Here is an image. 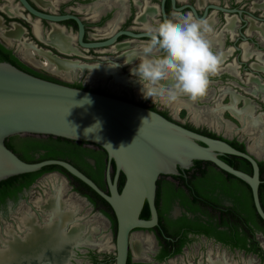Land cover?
<instances>
[{"label": "flooded vegetation", "instance_id": "af4514ba", "mask_svg": "<svg viewBox=\"0 0 264 264\" xmlns=\"http://www.w3.org/2000/svg\"><path fill=\"white\" fill-rule=\"evenodd\" d=\"M28 1L34 7L50 12L37 6L34 0ZM102 1L49 0V2L55 3V10L50 13H72L76 15L83 23L84 41L102 40L120 29H128L133 32L146 31L136 23L137 18H143L147 25L153 26L162 21L160 13L161 0H121L122 4L120 5L119 0H104L106 2L104 11L98 12L91 21L83 19L74 10V7L78 4L86 5ZM12 2L18 7L22 15L24 13L31 19L36 18L23 10L16 0H12ZM172 2L173 6L171 5V0H163L162 7L165 19L171 18L174 15L181 16L188 12L193 13L189 8L192 7L194 11L193 15L197 18L207 20L210 27H212L213 35L211 40L214 50L223 57L221 71L218 75L211 78L207 95L197 102H192L187 97H183L182 101L186 104H198L203 101H208L211 98V88L215 86L217 91L220 92L219 95L221 97L228 96V104L217 107V109H225L232 117L236 119L242 118V120L247 119L252 125H256L260 121V118L259 116L251 115L253 107L251 103L252 97L256 95V99H259V95L264 99V0H172ZM143 4L152 7V13L148 14L145 11V7L142 9ZM0 6L9 13L8 15L0 9V29L3 31L13 29V32L10 33L11 39H16L22 34L23 29H25L33 38L40 41L39 33L42 30V26L39 29L33 28V33L36 35L34 36L29 24L20 17L19 13L14 12L11 5L0 0ZM181 6L184 7L179 8ZM114 20L117 25L111 31H108V24ZM40 21L48 26L43 40L47 46L54 49L61 56L77 53L76 49L80 46L75 42L76 25L72 20H64L59 23ZM3 23H6L9 28L4 30L1 27L4 25ZM89 27L92 30L94 28L100 29L97 32H102L100 34L103 35L96 38L87 37V28ZM73 33L74 42H70L71 38L69 34ZM123 39L148 40V38H132L121 35L117 37L115 42L117 48L124 47L125 44H119ZM0 43L9 48L7 42L1 37ZM28 47L33 48L32 46ZM93 49L96 48L86 50ZM37 50L38 52H44L43 56L57 61H74L53 55L48 50ZM12 53L14 54L13 51ZM121 57L124 61L128 62L130 61L131 54H122ZM21 58L27 62L22 56ZM76 63L79 65L76 69L85 68L88 71L96 69L100 74L105 72V75L107 72L112 73L114 71L109 67L100 65ZM24 64L27 65L26 63ZM28 67L35 72L44 74L35 68ZM42 70L46 71L43 68ZM52 75L64 78L58 74ZM113 75L115 80L127 82L121 76L115 75L114 72ZM56 80L63 82L58 79ZM79 86L88 89L80 84ZM88 90L118 97L147 107L164 118L203 135L219 138L228 143L230 140L235 139L237 142L243 143L244 150L246 148L249 151V148L253 145L252 141L246 145L237 137L228 139L206 128H198L188 123H180L176 119L177 112L186 107L184 103L169 105L168 108L170 111L167 112V110L161 107L154 106L145 101H136L132 98L123 97L121 94L113 95L103 89ZM237 102H241L242 105L240 108H235L234 105ZM261 102L264 104V100ZM210 133H213L214 136H210ZM260 136H264V130H261ZM81 147L90 150V152L100 151L95 146L81 145ZM254 157L257 159V165L259 161H263L264 167V160L256 156ZM83 158L88 166L87 172L90 173L97 170L96 159L94 157L84 155ZM224 159L230 161V158ZM105 161L106 154L105 157L102 156L100 159V162L103 164V171ZM238 163L239 160L233 161L234 165H238ZM230 166L232 167V165ZM209 168L218 170L212 165H201L199 168L195 164L192 172L177 170L178 174H167L157 183L154 202L159 228L145 236H130V262L132 264H170L172 258L181 254L185 255V260L182 264H264V231L254 224L245 222L242 213H239L237 209L232 207L231 199L240 197L241 192L235 190L233 193L223 192L219 186L215 187L212 184L206 185L203 182V173ZM239 170L246 172L242 169ZM79 171L87 177L89 176L83 170ZM261 178L259 175L260 182H264V169L263 177L261 176ZM223 183L226 188H230L232 178L227 177L223 180ZM238 184L242 188H248L244 182ZM14 185H17V183ZM30 185L22 187L18 191H15L13 195L3 197L0 200L1 224L4 223V220L8 221V225L5 228L0 226V264H106L110 260L113 261V256L110 257L99 251L101 250V245L103 244L104 246L103 239H105V236L101 237V239L97 238L98 241L96 242L93 238V243H90V236L85 235L86 232L82 233V227L72 222L74 211H72L73 213L65 215V212L68 210L65 209V203L61 201L58 192L51 195L53 197L56 194V199H52L49 196L44 204H39L38 206L32 205L35 209L29 207L28 210L23 208L17 209L16 204L25 197V191ZM70 186L74 192L85 199L92 210H96L108 222V227H110L111 223L113 224L114 236L115 223L114 218H112L111 209L105 210L100 207L97 208L91 202L90 196L86 193L81 194L74 190L71 184ZM102 190H105V183ZM50 207L53 209L51 210ZM36 208L44 209L49 214L47 221L39 220L41 218L35 212ZM68 223V227L65 228L64 226ZM53 224L55 226H52ZM101 240L103 242L100 243ZM133 242L136 244L135 250L132 246ZM65 243L68 245L64 252L62 245H65ZM29 250H32L31 253ZM131 254H134L136 257H131Z\"/></svg>", "mask_w": 264, "mask_h": 264}, {"label": "water", "instance_id": "95a60500", "mask_svg": "<svg viewBox=\"0 0 264 264\" xmlns=\"http://www.w3.org/2000/svg\"><path fill=\"white\" fill-rule=\"evenodd\" d=\"M16 1L40 20H72L76 25L75 42L85 49L111 46L121 35L150 38L146 31L120 29L105 39L84 41L83 23L76 15L50 13L28 0ZM172 3L171 0L173 6ZM162 4L163 0L160 13L165 20ZM31 136L60 137L70 144L100 147L106 154L105 190L66 160L25 162L6 147L10 138ZM233 157L247 161L250 173L221 160ZM195 164L212 165L244 182L254 211L264 222L257 194V159L246 148L242 151L222 139L187 129L136 103L40 78L0 59V185L10 179L61 168L84 183L112 211L113 264H130V236L149 234L159 228L154 202L157 183L167 174H178L177 170L192 172ZM119 173L123 181L118 190Z\"/></svg>", "mask_w": 264, "mask_h": 264}, {"label": "rangeland", "instance_id": "374dc122", "mask_svg": "<svg viewBox=\"0 0 264 264\" xmlns=\"http://www.w3.org/2000/svg\"><path fill=\"white\" fill-rule=\"evenodd\" d=\"M23 15L25 14L23 13ZM3 24L4 25L1 27L4 30L9 28L6 23ZM41 26L42 30L39 33L40 41L33 38L25 29H23L22 34H20L16 39H11L9 43H7L8 47L12 49L14 54L28 66L67 84H80L88 89H103L107 93H111L113 95L121 94L123 97L132 98L136 101H145L153 104L154 106L161 107L162 109L167 110V112L170 111L168 108L169 105H165L160 102L154 104L151 98H145L142 91L143 86L131 72L133 64H128L129 61H124L121 57L122 54H131V58L129 60L134 62L135 57L139 54V46L146 42V40L123 39L119 42V44H125L123 48H117L116 44L93 50H86L77 47L76 54L61 56L57 54L54 49L50 48L43 42L48 26H46L45 23H42ZM99 30L100 29L98 28H94V30L90 29V27L87 28V37L96 38L103 35L100 34L102 32H97ZM69 36L71 38L70 42H74V33L69 34ZM25 44L36 49L48 50L53 55L74 60L80 64H93L109 67L114 70L115 75L121 76L122 79L127 80V82L125 83L124 81L115 80L113 72H107V74L103 77L101 76L97 78L91 71H88L85 68H75L76 70L69 72V75L65 78H59L25 62L21 58L20 54L24 46H26ZM39 56L41 58L46 57L43 55H38L37 57ZM77 67H79V65ZM210 92L211 98L208 99V101H203L198 104H186L182 101L181 103H184L186 107L179 110L176 119L180 123H188L194 127L206 128L223 136L224 138L230 139L237 137L246 145L252 141L253 145L249 149L250 153L257 158L264 160V136H260L261 130H264V104L261 102L264 100L263 97L260 95L258 96L259 99H256L257 95L252 97L251 104L253 107L251 115L259 116L260 118V121L257 122L256 125H252L247 119H236L232 117L227 110L217 109V107L228 104V96L225 95L221 97V95H219L220 92L217 91L215 86L211 88ZM241 105V102H237L234 106L235 108H240ZM55 192L59 193L61 201L65 203L67 208L74 210L72 222L82 227V233L86 232L85 235L90 236V231L93 232L95 230V234L93 235L95 242L98 241L97 238L101 239L102 234L105 235V239H103L105 241L104 246L102 244L100 247L101 250L99 251L112 257L114 254L113 224L111 223L110 227H108V222L103 219V217H101L96 210H92L83 197L72 190L70 184L60 173L52 171L40 174L26 189L25 197L18 201L16 208L28 210L29 207L35 209L33 206L44 204L47 198ZM35 212H37L41 218L39 219L40 221H47L49 214L45 212L44 209L36 208ZM7 225L8 221L4 220V223L2 224L0 221V226L5 228ZM68 225L69 223L64 227L67 228ZM141 235L145 236L146 234ZM101 242L103 241L101 240L100 243ZM97 249L99 248L97 247ZM184 256L185 255L181 254L172 258L170 260V264H182L185 260ZM131 257L134 258L136 256L131 254ZM106 264H113V261L110 260Z\"/></svg>", "mask_w": 264, "mask_h": 264}, {"label": "clouds", "instance_id": "9594fccd", "mask_svg": "<svg viewBox=\"0 0 264 264\" xmlns=\"http://www.w3.org/2000/svg\"><path fill=\"white\" fill-rule=\"evenodd\" d=\"M145 30L150 38L139 46L134 62H128L145 98L171 105L181 103L183 97L192 102L205 97L211 78L223 65L208 21L188 12L145 25Z\"/></svg>", "mask_w": 264, "mask_h": 264}, {"label": "trees", "instance_id": "16d2710c", "mask_svg": "<svg viewBox=\"0 0 264 264\" xmlns=\"http://www.w3.org/2000/svg\"><path fill=\"white\" fill-rule=\"evenodd\" d=\"M23 25L25 26V24ZM0 59L2 61L14 65L18 69L27 72L31 75L44 78L47 80L57 81L56 79L50 76L35 72L31 68H29L12 53L11 49L5 47L2 43H0ZM71 86L81 88L79 84H72ZM100 92L102 91L100 90ZM210 136H214L213 133H210ZM229 143L236 149L242 151L244 150L242 142H237L235 139H232L229 141ZM6 147L9 148L13 153H15L21 160L25 162H35L42 159H51V158L66 160L77 169L83 170L85 173H87V175H89L88 177L100 189H103L104 186L103 174H102L103 164L100 162V159L102 158V156L105 157V153L100 147H97L100 151L90 152V150L86 148H82L81 145L70 144L64 138L52 137V136H31V137L10 138ZM84 155L92 156L96 159V167H97L96 171H92L90 173L87 172L88 166L87 163L84 161L83 158ZM221 160L225 161L229 165H232V167L236 169H242L250 173L249 164L247 163V161L241 159L240 157L230 158V161H228L227 159H221ZM234 160H239L238 165L233 164ZM196 165L199 168L201 166L200 164H196ZM258 166H259V175L261 178V176L263 177V169H264L263 161H259ZM55 171L61 173L68 180L69 184L72 185L74 190L78 191L81 194L86 193L88 196H90L91 202H93L97 208L100 207L105 210L106 209L110 210L108 204L102 198H100L96 193H94L89 187H87L84 183H82L75 177L69 175L62 168L60 170H55ZM40 174L14 178L4 182L3 184L0 185V200L3 197L13 195L15 191H18L22 187H27ZM227 177L232 178V184L230 188H226L224 186L225 184L223 183V180L226 179ZM122 181H123V177L121 174H119L117 179L118 190L120 189ZM203 182L206 185L212 184L215 187L219 186L223 192L233 193L234 190L241 192L240 197H235L231 199L232 207L237 209L239 213H242L245 222L254 224L255 226H258L264 231V222H262L258 218V216L254 211L250 198L249 189L242 188L238 184V183H242L241 180L219 169L215 170L213 168H209L205 173H203ZM15 183H17V185H14ZM257 194H258L260 206L264 212V182L263 181L258 184ZM130 264L132 263L130 262Z\"/></svg>", "mask_w": 264, "mask_h": 264}, {"label": "bare ground", "instance_id": "6f19581e", "mask_svg": "<svg viewBox=\"0 0 264 264\" xmlns=\"http://www.w3.org/2000/svg\"><path fill=\"white\" fill-rule=\"evenodd\" d=\"M11 27V26H10ZM15 27V26H14ZM17 27V26H16ZM13 32V29H11L10 31H3L2 29H0V37L5 40V42L9 43V41L11 40L10 37V33ZM68 44V43H67ZM56 48V47H55ZM22 49V48H21ZM57 49V48H56ZM21 56L30 64H32L33 66L39 67V68H43L46 71L52 73V74H58L62 77H66L67 75H69L68 73L75 70V68L78 66L77 63L75 61H57L55 59L49 58V57H45V58H41L40 56L37 57L39 54L43 55L44 52H38L37 49L35 48H30L28 46H24L23 50L20 52ZM92 74L99 78V77H103L105 75V72L100 74L97 72L96 69H91ZM114 72V71H113ZM176 105V104H175ZM233 106V105H232ZM247 106V105H246ZM182 107V106H181ZM180 107V108H181ZM227 107V106H226ZM245 107V106H244ZM177 108V107H176ZM244 109V108H243ZM230 110V109H229ZM239 110V109H238ZM242 110V109H240ZM247 110V109H246ZM250 110V109H249ZM248 110V111H249ZM231 111V110H230ZM178 113V112H177ZM245 113V112H244ZM233 114V113H232ZM241 116V115H240ZM254 118V117H253ZM239 119V118H238ZM253 143V142H252ZM251 147V146H250ZM250 149V148H249ZM58 194V193H57ZM52 197V196H51ZM57 195L55 194L52 199H56ZM51 202V201H50ZM63 202V201H62ZM56 203V202H55ZM64 203V202H63ZM49 204V203H48ZM61 204V203H60ZM51 206V205H50ZM65 209H67L68 211L65 212L66 214L69 213H73L72 211H74L71 208H67L66 205L64 204ZM61 208V207H60ZM48 209V207H47ZM51 209V207H50ZM53 209V208H52ZM51 209V210H52ZM65 211V210H64ZM54 213V212H53ZM62 213V212H61ZM53 215V214H52ZM56 218V217H55ZM61 219V218H60ZM62 220V219H61ZM72 221V220H71ZM55 222V221H54ZM57 223V222H56ZM59 225V224H58ZM56 225V226H58ZM71 225V224H70ZM48 226V225H47ZM52 226H55V224H53ZM74 228V227H73ZM54 229V228H53ZM71 230V229H70ZM75 230V229H74ZM82 230V229H81ZM43 231V230H42ZM41 231V232H42ZM32 232V231H31ZM50 232V229H49ZM45 233V232H44ZM47 233V232H46ZM51 233V232H50ZM49 233V234H50ZM54 233V232H52ZM56 233V232H55ZM72 233V232H71ZM66 234V233H65ZM79 236V235H78ZM57 237V236H56ZM76 237V236H75ZM40 238V237H39ZM38 238V239H39ZM40 240V239H39ZM76 240V239H75ZM38 241V240H37ZM42 241V240H40ZM53 241V240H52ZM134 241V240H133ZM51 242V241H49ZM72 242V241H71ZM46 244V243H45ZM48 244V242H47ZM67 243H65V245H62V250L65 252L67 249ZM135 243H132V246L135 250ZM37 248V247H36ZM140 248V247H139ZM61 249V248H60ZM133 250V249H132ZM30 251V250H29ZM32 251V250H31ZM30 251V253H31ZM45 252V251H44ZM49 253V252H48ZM28 254V253H27ZM64 254V253H63ZM30 255V254H29ZM44 255V254H43ZM59 256V255H58ZM62 256V255H61ZM57 257V255H56Z\"/></svg>", "mask_w": 264, "mask_h": 264}, {"label": "crops", "instance_id": "0c3cea01", "mask_svg": "<svg viewBox=\"0 0 264 264\" xmlns=\"http://www.w3.org/2000/svg\"><path fill=\"white\" fill-rule=\"evenodd\" d=\"M4 3L6 4H9L11 5V7L14 9V12L16 13H19L20 14V17L29 24L30 26V29L33 33V28H36V29H39L40 26H41V21L34 18V19H31L29 16L27 17V15H22L20 12H19V9L17 6H15L12 2V0H2ZM34 2L36 3L37 6L41 7L42 9L44 10H47V11H50V12H53L55 10V3L53 2H49V0H37ZM122 1L119 0V5L122 4L121 3ZM105 1L103 0L102 2H98V3H92V4H86V5H76V7H74V10L77 14H79L83 19L85 20H93L95 18V15L98 13V12H103L104 9H105ZM123 6V5H122ZM143 7H145V11L150 14L152 13V7H149L147 6L146 4H143L142 5V9ZM0 9L9 15L8 11L5 10V9H2L1 6H0ZM151 11V12H149ZM136 23L139 24V26L143 29H145V25L146 22H144V19L143 18H140L138 19L137 18V21ZM117 25L116 21H112L108 24V31H111L115 26ZM107 33V32H106ZM34 36H36L34 33H33ZM105 35V34H104ZM95 234V230L93 232L90 231V243H93V235ZM105 236L104 234H102V237ZM105 242V241H104Z\"/></svg>", "mask_w": 264, "mask_h": 264}]
</instances>
